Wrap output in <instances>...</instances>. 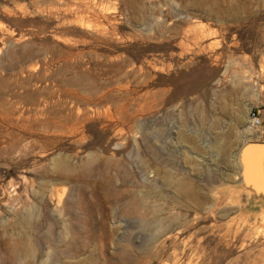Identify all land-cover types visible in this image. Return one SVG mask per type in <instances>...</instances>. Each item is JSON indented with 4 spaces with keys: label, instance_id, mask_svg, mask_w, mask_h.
I'll return each instance as SVG.
<instances>
[{
    "label": "rangeland",
    "instance_id": "obj_1",
    "mask_svg": "<svg viewBox=\"0 0 264 264\" xmlns=\"http://www.w3.org/2000/svg\"><path fill=\"white\" fill-rule=\"evenodd\" d=\"M263 113L264 0H0V264H264Z\"/></svg>",
    "mask_w": 264,
    "mask_h": 264
},
{
    "label": "water",
    "instance_id": "obj_2",
    "mask_svg": "<svg viewBox=\"0 0 264 264\" xmlns=\"http://www.w3.org/2000/svg\"><path fill=\"white\" fill-rule=\"evenodd\" d=\"M242 174L244 180L263 186L262 171L264 164V143H250L242 150ZM258 184V185H257Z\"/></svg>",
    "mask_w": 264,
    "mask_h": 264
},
{
    "label": "bare ground",
    "instance_id": "obj_3",
    "mask_svg": "<svg viewBox=\"0 0 264 264\" xmlns=\"http://www.w3.org/2000/svg\"><path fill=\"white\" fill-rule=\"evenodd\" d=\"M91 161H86L83 166H81V168H77L76 170L78 171L80 169V171H88L89 167L92 166ZM89 166V167H88ZM110 164L108 162H101L98 165V171L101 173V181H106V176L104 175L107 170L110 168ZM120 196L121 202H122V206L123 209L125 211V213L127 214H134V213H138L141 212V209L139 208V206H137L133 200L130 198L129 194L124 192V193H120L118 194ZM122 262L121 264H134L133 260H131V255L128 253H124L122 254Z\"/></svg>",
    "mask_w": 264,
    "mask_h": 264
},
{
    "label": "built area",
    "instance_id": "obj_4",
    "mask_svg": "<svg viewBox=\"0 0 264 264\" xmlns=\"http://www.w3.org/2000/svg\"><path fill=\"white\" fill-rule=\"evenodd\" d=\"M250 122L252 126L258 127L261 125L259 116L256 113H252L250 116Z\"/></svg>",
    "mask_w": 264,
    "mask_h": 264
},
{
    "label": "crops",
    "instance_id": "obj_5",
    "mask_svg": "<svg viewBox=\"0 0 264 264\" xmlns=\"http://www.w3.org/2000/svg\"><path fill=\"white\" fill-rule=\"evenodd\" d=\"M261 118H262V120L264 122V113L261 114ZM260 201L264 202V199L263 200H261V199H254V198L251 197L249 203L253 202V206H259Z\"/></svg>",
    "mask_w": 264,
    "mask_h": 264
}]
</instances>
